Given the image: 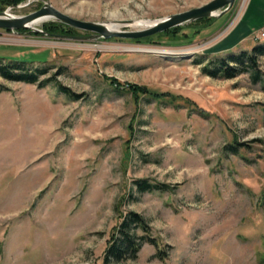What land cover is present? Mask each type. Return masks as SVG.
Wrapping results in <instances>:
<instances>
[{
  "label": "rangeland",
  "instance_id": "374dc122",
  "mask_svg": "<svg viewBox=\"0 0 264 264\" xmlns=\"http://www.w3.org/2000/svg\"><path fill=\"white\" fill-rule=\"evenodd\" d=\"M43 1L0 12L27 15ZM48 1L135 30L123 24L211 0ZM212 19L138 39L68 40L45 32L65 26L51 20L42 32L0 28V58L49 67L41 79L58 73L81 96L0 77V264H103L117 208L144 217L158 246L112 264H264V54L256 82L252 71H202L264 46V0H235ZM107 77L148 92L136 99ZM135 180L168 188L141 193Z\"/></svg>",
  "mask_w": 264,
  "mask_h": 264
},
{
  "label": "trees",
  "instance_id": "16d2710c",
  "mask_svg": "<svg viewBox=\"0 0 264 264\" xmlns=\"http://www.w3.org/2000/svg\"><path fill=\"white\" fill-rule=\"evenodd\" d=\"M22 0H0V11L4 10L7 6L18 4ZM208 22H212V18L201 19ZM45 32L54 34H65L72 35V28L62 26L58 27L55 23L44 25ZM172 28L167 32L176 30ZM188 36V35H187ZM264 54V46H255L252 48L251 53L246 54L245 52L239 56H230L228 59H217L213 62V66L210 68L209 65L203 67L202 71L211 77H224L234 78L237 75L247 72H251V78L253 82L259 81L260 72L255 69L256 58L259 55ZM35 62V61H32ZM32 62L21 61V60H10L0 58V77L15 82H23L27 84H36L40 88L47 86L54 87L58 92L64 94L71 99H79L81 96L73 93L69 88L63 86L58 80V73H54L51 76L41 79L42 76L46 75L50 70L49 67L44 68H30L28 64ZM107 82L114 87L128 91L136 99L144 96L148 89L141 88L138 86L124 85L113 78H104ZM0 89L3 86L0 85ZM236 143V142H235ZM228 149L237 153V146L230 145ZM134 186L137 191L144 192H155L163 191L168 186L163 184L150 183L147 180H135ZM117 215L119 217L118 224L115 226L107 244L103 264H112L125 261L127 259H134L137 253L140 251L144 243L158 246L157 240L152 236V229L149 226L147 220L140 214L134 211L120 212L117 208ZM156 257L163 260L164 256L160 255V252L156 254Z\"/></svg>",
  "mask_w": 264,
  "mask_h": 264
},
{
  "label": "water",
  "instance_id": "95a60500",
  "mask_svg": "<svg viewBox=\"0 0 264 264\" xmlns=\"http://www.w3.org/2000/svg\"><path fill=\"white\" fill-rule=\"evenodd\" d=\"M234 1L235 0H211L203 6L177 14H172L163 19L155 20L153 24L146 28L135 30H111L107 27V24L73 19L54 9L49 1L45 0L43 1V5L39 10L27 15L14 16L10 14L8 10L0 12V28L9 30L28 28L36 32H42L37 28L29 27L28 23L41 17H50L51 21L59 22L65 26L91 33L86 36L55 35V37L78 41L95 40L99 38L138 39L151 36L153 34L160 33L199 19L216 18L228 11L233 6ZM132 22L133 21H127L123 25H130Z\"/></svg>",
  "mask_w": 264,
  "mask_h": 264
},
{
  "label": "bare ground",
  "instance_id": "6f19581e",
  "mask_svg": "<svg viewBox=\"0 0 264 264\" xmlns=\"http://www.w3.org/2000/svg\"><path fill=\"white\" fill-rule=\"evenodd\" d=\"M51 18L50 17H41L35 21L29 22L28 26L31 28H36L37 25L42 24L46 21H49ZM155 21H143V20H135L133 21L130 26L135 28V29H142L146 28L149 25L153 24ZM107 27L110 28L111 30H119L121 28L120 24H107ZM164 53V51H163ZM168 55L175 54L176 52H166ZM184 55H187L188 53H182ZM177 57V56H176Z\"/></svg>",
  "mask_w": 264,
  "mask_h": 264
},
{
  "label": "crops",
  "instance_id": "0c3cea01",
  "mask_svg": "<svg viewBox=\"0 0 264 264\" xmlns=\"http://www.w3.org/2000/svg\"><path fill=\"white\" fill-rule=\"evenodd\" d=\"M241 28H243V30H245L246 32H250V28L247 27L246 24H245V27H241Z\"/></svg>",
  "mask_w": 264,
  "mask_h": 264
},
{
  "label": "built area",
  "instance_id": "2783aa9c",
  "mask_svg": "<svg viewBox=\"0 0 264 264\" xmlns=\"http://www.w3.org/2000/svg\"><path fill=\"white\" fill-rule=\"evenodd\" d=\"M263 36H264V33L257 35L256 38L259 39V38H261Z\"/></svg>",
  "mask_w": 264,
  "mask_h": 264
}]
</instances>
